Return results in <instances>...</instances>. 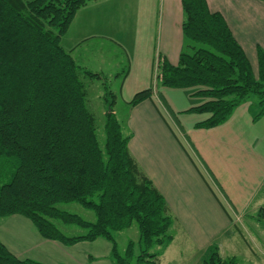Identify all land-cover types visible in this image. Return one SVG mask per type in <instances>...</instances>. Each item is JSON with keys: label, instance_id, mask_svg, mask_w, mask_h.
Returning <instances> with one entry per match:
<instances>
[{"label": "trees", "instance_id": "trees-1", "mask_svg": "<svg viewBox=\"0 0 264 264\" xmlns=\"http://www.w3.org/2000/svg\"><path fill=\"white\" fill-rule=\"evenodd\" d=\"M92 0H0V218L21 215L49 240L72 245L96 238L111 243L114 264H158L154 246L172 241L169 208L162 193L131 155L130 137L113 106L115 94L103 75L79 66L61 45L75 13ZM185 46L175 64L161 58L159 82L194 87L206 97L191 108L208 113L205 125L225 119L239 103L255 96L264 112V49L257 48L253 70L224 17L206 0H180ZM264 1V0H263ZM102 79L104 140L88 107L87 83ZM109 95L112 100L109 99ZM144 88L129 106L150 99ZM76 202L95 213L94 221L65 212L59 203ZM54 220L86 230L67 236ZM136 223L137 247L117 251L114 232ZM215 245L200 264H235ZM0 264H44L18 258L0 241Z\"/></svg>", "mask_w": 264, "mask_h": 264}, {"label": "rangeland", "instance_id": "rangeland-1", "mask_svg": "<svg viewBox=\"0 0 264 264\" xmlns=\"http://www.w3.org/2000/svg\"><path fill=\"white\" fill-rule=\"evenodd\" d=\"M111 1L106 8L96 9L90 2L79 8L61 38V45L71 56H76L74 49L73 52L70 49L77 47L79 36L94 22L103 20L107 31L111 33L110 48L106 49L111 55V64H118L120 60L123 64L125 62L124 72H121L120 67L117 76H104L107 78L104 81L108 84V90L115 94L113 111L133 147L147 144L143 154L156 156L159 161L162 158L163 171L167 174L165 184L158 185L172 217L168 231L172 241L165 247L154 246L150 251L158 253V264H200L207 255L208 247L215 245L223 258H236L235 264H264V112L259 114L261 107L258 99L250 96L236 105L221 122L205 125L203 121L209 114L191 108L204 102L206 97L194 94V87L163 86L157 78L160 59L157 62L155 17L149 4L153 0L145 3L147 12L143 9V0ZM148 68L150 78L146 80ZM145 81L152 88V103L158 111L157 115L164 118L179 139V150L182 149L187 157L181 158L183 162L178 160L173 146L169 144L173 140L167 131L158 130L152 117L147 115L148 104L135 111L128 104L134 91L141 89L139 87ZM102 83V79H92L87 83L88 107L95 114L101 143L104 140L105 109V88ZM108 98L112 100L110 95ZM150 143H155V146H149ZM185 165L189 170L192 167L195 173L189 174ZM170 177L175 179L173 186ZM187 189L192 192V196L182 198L187 196ZM213 196L230 216L224 217L217 212L212 204ZM193 199L197 207H204L208 211L187 214L185 206L196 207L192 203ZM258 205L260 208L256 207ZM57 207L86 221L95 220V213L79 203H59ZM241 211L243 213L239 214ZM54 223L67 236L86 233L84 228L74 224L60 220H54ZM138 239V227L134 222L114 232L120 254L124 253L129 241L136 245L137 254ZM104 242L112 247L106 239ZM84 251V248L74 249L71 253L75 255ZM103 251L99 247L92 254L101 255ZM76 261L75 264H84L80 257Z\"/></svg>", "mask_w": 264, "mask_h": 264}, {"label": "crops", "instance_id": "crops-1", "mask_svg": "<svg viewBox=\"0 0 264 264\" xmlns=\"http://www.w3.org/2000/svg\"><path fill=\"white\" fill-rule=\"evenodd\" d=\"M150 0H143V9L145 12V3ZM208 7L211 11H217L224 17L227 25L229 26L233 36L238 41L242 49L244 50L247 58L249 59L254 71L257 69V48L264 49V1L263 0H206ZM93 7L96 9L106 8L111 0H92L90 1ZM151 4V11L154 12L155 17V55L159 59L166 58L170 63L175 64L178 59V55L185 46V39L182 33V21L184 14L181 7L180 0H153ZM99 18V15H96ZM140 19V17H139ZM103 21V20H102ZM94 22L83 32L77 41V47L74 46L70 51L76 52L74 55V61L81 67L92 72L99 73L103 76L111 78L117 76L119 72L117 69L121 67V72L125 71V62L120 60L117 64H111L110 53L106 52L107 48H110L109 41L111 40V33L107 31L105 22ZM90 29V30H89ZM110 50V49H109ZM150 62V60H149ZM149 66V63L147 64ZM129 72V68H128ZM127 73V72H126ZM128 74V73H127ZM126 78V77H125ZM149 77V68L146 70V80ZM147 81L144 85L147 86ZM145 88H148L145 87ZM137 89L134 92L141 90ZM146 99L135 106H130L132 111L138 110L140 107L147 105V115L152 117L153 123L158 130L167 131L171 141L169 144L173 146L174 153L178 160L183 162L181 158L187 159L183 154V150H179V139L176 137L172 128L167 124L164 118H159L158 111L153 105V97ZM153 102V103H152ZM104 106V104H103ZM105 107V106H104ZM103 107V108H104ZM105 112V109H104ZM103 112V113H104ZM147 146L138 144L136 148L133 147L132 141L129 140L128 148L131 155L136 160L139 167L148 177L153 181L156 188L162 193L159 185L165 184L166 171H163L162 162L159 161L156 156H145L143 149ZM149 146H155V143H150ZM182 155V156H180ZM189 163V162H188ZM190 165V164H188ZM191 167V166H189ZM155 168V169H154ZM185 168L189 171V174L195 173L191 167L190 170L185 165ZM192 169V170H191ZM192 171V172H191ZM174 177V175H172ZM197 176V180H198ZM159 184V185H158ZM170 184H175V179L170 177ZM163 194V193H162ZM187 196L182 198H190L192 192L187 189ZM213 205H215L217 212L224 217L231 214L224 208L221 203L216 201L215 197L211 198ZM194 201V202H193ZM192 203L197 204L193 199ZM192 204V205H193ZM181 205V204H180ZM184 205V204H183ZM198 205V204H197ZM189 207L186 213H205L208 209L204 207ZM260 208L259 205L256 206ZM206 210V211H205ZM258 210V209H257ZM241 211L239 214H242ZM236 214V213H235ZM226 223V221L224 222ZM0 241L9 249V251L18 258H29L44 264H75L76 258H82L84 264H114L111 258V247L104 242V239L97 238L95 240H82L72 245H64L59 241L49 240L43 238L34 225L25 217L21 215H10L0 218ZM109 242V241H108ZM84 245V246H80ZM104 249L101 255L92 254L97 252L98 248ZM84 248L83 253H75L73 255L71 251L74 249ZM40 249V252L37 250Z\"/></svg>", "mask_w": 264, "mask_h": 264}]
</instances>
